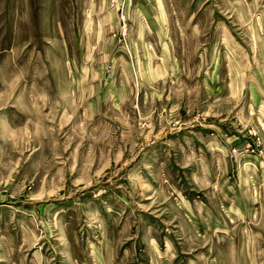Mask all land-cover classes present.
Returning <instances> with one entry per match:
<instances>
[{"label":"rangeland","instance_id":"1","mask_svg":"<svg viewBox=\"0 0 264 264\" xmlns=\"http://www.w3.org/2000/svg\"><path fill=\"white\" fill-rule=\"evenodd\" d=\"M255 85L264 0H0V264H264Z\"/></svg>","mask_w":264,"mask_h":264},{"label":"crops","instance_id":"2","mask_svg":"<svg viewBox=\"0 0 264 264\" xmlns=\"http://www.w3.org/2000/svg\"><path fill=\"white\" fill-rule=\"evenodd\" d=\"M254 91L258 99L259 108H263L264 107V90L255 85Z\"/></svg>","mask_w":264,"mask_h":264},{"label":"built area","instance_id":"3","mask_svg":"<svg viewBox=\"0 0 264 264\" xmlns=\"http://www.w3.org/2000/svg\"><path fill=\"white\" fill-rule=\"evenodd\" d=\"M235 151H236V149H235Z\"/></svg>","mask_w":264,"mask_h":264}]
</instances>
